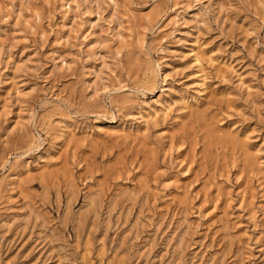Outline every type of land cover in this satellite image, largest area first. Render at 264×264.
Wrapping results in <instances>:
<instances>
[{
	"label": "rangeland",
	"instance_id": "rangeland-1",
	"mask_svg": "<svg viewBox=\"0 0 264 264\" xmlns=\"http://www.w3.org/2000/svg\"><path fill=\"white\" fill-rule=\"evenodd\" d=\"M68 6L0 0V264H264V0Z\"/></svg>",
	"mask_w": 264,
	"mask_h": 264
},
{
	"label": "bare ground",
	"instance_id": "bare-ground-1",
	"mask_svg": "<svg viewBox=\"0 0 264 264\" xmlns=\"http://www.w3.org/2000/svg\"><path fill=\"white\" fill-rule=\"evenodd\" d=\"M74 2V0H67V3L69 4L68 9L71 8V3ZM96 92V91H95ZM98 92V91H97ZM96 92V93H97Z\"/></svg>",
	"mask_w": 264,
	"mask_h": 264
}]
</instances>
